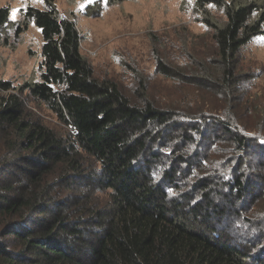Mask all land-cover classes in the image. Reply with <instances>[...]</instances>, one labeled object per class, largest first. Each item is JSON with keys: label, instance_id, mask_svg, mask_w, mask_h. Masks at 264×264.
I'll list each match as a JSON object with an SVG mask.
<instances>
[{"label": "trees", "instance_id": "16d2710c", "mask_svg": "<svg viewBox=\"0 0 264 264\" xmlns=\"http://www.w3.org/2000/svg\"><path fill=\"white\" fill-rule=\"evenodd\" d=\"M47 5L26 14L43 39L39 81L0 80V264H264V101L247 100L255 76L238 56L264 15L249 25L255 7L227 6L191 74L157 63L218 97L220 118L132 103L94 76L76 23ZM8 16L0 7V28ZM25 90L72 130L45 125Z\"/></svg>", "mask_w": 264, "mask_h": 264}, {"label": "rangeland", "instance_id": "374dc122", "mask_svg": "<svg viewBox=\"0 0 264 264\" xmlns=\"http://www.w3.org/2000/svg\"><path fill=\"white\" fill-rule=\"evenodd\" d=\"M222 1L201 8L195 0H0V7L9 9L0 28V80L11 81L15 87L39 81L43 39L26 14L29 9H47L50 2L61 16L76 23L81 54L91 64L94 76L115 82L129 101L136 104L144 95L181 115L222 118L224 109L216 102L221 101L218 97L193 82L168 79L157 69L158 61L163 60L173 68L180 67L175 69L182 74L193 73V68L183 66L191 56L201 59V53L213 52L215 28L209 24L223 28L228 22L227 6L255 7L249 25L264 15V0ZM260 32L238 53L241 70L255 76L248 101H264V20ZM22 100L45 125L72 130L44 104L31 99L27 90ZM219 228L228 235L231 232L226 221L220 222Z\"/></svg>", "mask_w": 264, "mask_h": 264}]
</instances>
